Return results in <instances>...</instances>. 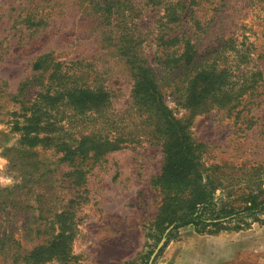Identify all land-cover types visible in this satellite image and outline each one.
I'll use <instances>...</instances> for the list:
<instances>
[{"label": "rangeland", "instance_id": "rangeland-1", "mask_svg": "<svg viewBox=\"0 0 264 264\" xmlns=\"http://www.w3.org/2000/svg\"><path fill=\"white\" fill-rule=\"evenodd\" d=\"M156 1L0 0V264H25L27 254L58 234L54 214L67 207L77 217L72 258L43 264H161L177 242L179 231L151 261L171 230L160 242L151 230L162 200L152 182L163 154L148 135L153 127L132 106L133 81L119 55L127 43L163 76L160 61L184 52V43L170 41L187 36L194 48L190 68L228 70L235 95L243 84L254 86L234 109L195 117L168 92L165 100L178 120L189 123L205 168L210 173L217 167L223 175L226 190L217 191V198L240 196L248 179L255 194L264 192V0ZM168 4L179 22L165 18ZM40 61L43 67L34 69ZM177 74L170 80L185 85L186 75ZM80 91L103 94V108L80 112L70 97ZM33 112L40 135L48 138L35 149L22 144L23 131L14 130ZM87 135H125L127 142L82 164L86 183L78 190L87 192L81 200L67 177L73 167L60 151L76 148ZM9 150L13 161L18 155L15 165ZM27 150L37 153L31 166ZM259 219L248 229L226 231L232 236L221 239L243 250L224 264H264V215Z\"/></svg>", "mask_w": 264, "mask_h": 264}, {"label": "trees", "instance_id": "trees-1", "mask_svg": "<svg viewBox=\"0 0 264 264\" xmlns=\"http://www.w3.org/2000/svg\"><path fill=\"white\" fill-rule=\"evenodd\" d=\"M162 1L157 0L156 4L161 5ZM164 11V16L170 23L179 22L173 5H165ZM170 43H184V52L177 58L160 61V68L166 73L163 76L149 66L147 61L135 56L127 47L130 46L129 43L123 46L119 53L133 81L132 106L145 116L146 122L153 127V131L148 135L157 142L163 154L161 173L152 182L159 189L162 200L151 230L156 242L161 241L169 228L171 230L160 253L170 241L176 239L178 231L183 227L193 226L196 233L201 235H218L223 231L248 229L264 215V192L255 194L254 183H251L250 179L245 182L246 187L240 196L234 198L230 194L224 199L216 197L217 191L226 190L222 183L223 175L219 173L217 167L210 173L205 168L202 162V147L193 141L189 123L178 120L165 100L168 92L176 105L185 109L191 117H195L214 109L218 111L234 109L242 96L254 86L243 84L239 93L235 95L232 92L233 86L229 81L228 70L217 66L190 68L194 48L187 36L172 39ZM42 67L41 61L34 65L36 70ZM174 70L178 71L177 76L186 75L185 85L184 81L170 80L174 76ZM70 97L76 99L74 105L80 112L91 109L100 111L104 105L103 94L94 97L88 91H80ZM38 118L37 112H33L30 117L25 116V124L22 127L14 129L24 132L21 142L32 149L43 145L48 139L40 135L38 126L41 123ZM126 142L125 135H120L114 140L87 135L81 137L76 148L72 149L65 145V148L61 149L62 161L69 162L68 165L73 167L67 173V177L73 179V185L77 187L76 199L84 200V194L87 192L86 189L78 190L86 183V172L82 170V164L85 161L94 162L108 153L121 150L125 148ZM24 154L27 157L26 162H29L27 165H33L35 161H32L31 157L37 153L27 150ZM15 156L16 159L13 161L12 151L9 150L8 160L11 165L17 164L19 160L18 155ZM71 202L76 201L70 200L69 204ZM54 216L56 220L52 222V226L54 230V226L58 225V234L52 235L46 244L37 246L29 255L27 254L25 264L31 263V260L33 263L43 264L54 260L66 262L72 258V242L77 228L76 214L73 211L69 212L67 207L61 213L55 212Z\"/></svg>", "mask_w": 264, "mask_h": 264}, {"label": "crops", "instance_id": "crops-1", "mask_svg": "<svg viewBox=\"0 0 264 264\" xmlns=\"http://www.w3.org/2000/svg\"><path fill=\"white\" fill-rule=\"evenodd\" d=\"M179 238L168 246L161 264H224L234 259L243 248L238 242L229 245L221 238L232 236L222 232L216 236L196 233L193 226L179 230Z\"/></svg>", "mask_w": 264, "mask_h": 264}, {"label": "water", "instance_id": "water-1", "mask_svg": "<svg viewBox=\"0 0 264 264\" xmlns=\"http://www.w3.org/2000/svg\"><path fill=\"white\" fill-rule=\"evenodd\" d=\"M171 229V228H170ZM168 229V231L170 230ZM167 231V232H168ZM166 242V238H163L162 241L160 242L159 246L157 247V249L155 250L154 254L152 255L151 261L156 257L157 253L160 251V249L164 246Z\"/></svg>", "mask_w": 264, "mask_h": 264}]
</instances>
